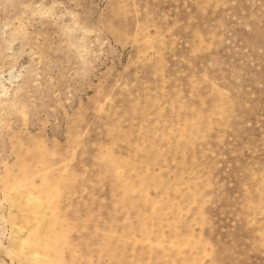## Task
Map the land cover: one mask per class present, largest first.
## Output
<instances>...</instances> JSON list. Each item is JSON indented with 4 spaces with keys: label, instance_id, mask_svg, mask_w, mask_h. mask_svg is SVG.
<instances>
[{
    "label": "rangeland",
    "instance_id": "obj_1",
    "mask_svg": "<svg viewBox=\"0 0 264 264\" xmlns=\"http://www.w3.org/2000/svg\"><path fill=\"white\" fill-rule=\"evenodd\" d=\"M0 264H264V0H0Z\"/></svg>",
    "mask_w": 264,
    "mask_h": 264
},
{
    "label": "bare ground",
    "instance_id": "obj_2",
    "mask_svg": "<svg viewBox=\"0 0 264 264\" xmlns=\"http://www.w3.org/2000/svg\"><path fill=\"white\" fill-rule=\"evenodd\" d=\"M57 230V229H56ZM58 233V232H57ZM56 237H57V235H56ZM54 239V238H53ZM58 239V238H57ZM56 240V239H55ZM57 241V240H56ZM44 246V245H43ZM47 250V249H46ZM34 258H40L39 256H35Z\"/></svg>",
    "mask_w": 264,
    "mask_h": 264
}]
</instances>
